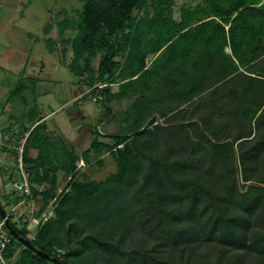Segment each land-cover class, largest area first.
Wrapping results in <instances>:
<instances>
[{"label":"trees","instance_id":"trees-1","mask_svg":"<svg viewBox=\"0 0 264 264\" xmlns=\"http://www.w3.org/2000/svg\"><path fill=\"white\" fill-rule=\"evenodd\" d=\"M194 1L177 21L175 0H81L59 22L49 50L122 129L81 153L31 131L29 182L49 184L33 193L53 216L34 237L7 220L42 254L13 239L7 260L21 246L16 264H264V0ZM105 155L114 173L84 174Z\"/></svg>","mask_w":264,"mask_h":264},{"label":"crops","instance_id":"crops-1","mask_svg":"<svg viewBox=\"0 0 264 264\" xmlns=\"http://www.w3.org/2000/svg\"><path fill=\"white\" fill-rule=\"evenodd\" d=\"M69 9V0H0V211L9 216L18 231L26 230L30 237L37 234L43 221L53 216L54 202L45 207L43 196L33 193V189L43 191L48 183L32 184L28 198L15 191L14 183L20 182L22 176L13 146L29 137L31 131L42 123L55 139L68 147L74 146L78 153L87 150L78 149L80 141L87 138L88 133L92 138L91 126L84 124L80 127L88 118L82 111L81 102L87 88H82V96L76 98L78 91L72 90L75 83L81 88L80 79L74 77L70 83L71 91H74L70 101L57 110L52 105L56 98L43 102L44 98L52 97V91L40 89L45 83L53 82L55 72L65 66L58 52L49 50L48 42L59 41V22L66 17L75 18L71 15L75 11ZM226 51L231 53L230 49ZM45 53L48 55L44 57ZM66 106L65 117L62 114ZM109 121L99 124L105 126ZM68 124L73 127L70 140L64 133ZM37 155L36 149H30L27 157L35 159ZM26 167L30 169L32 165ZM64 176L63 171L56 175L59 193L68 186L69 179ZM6 223L0 212V232L12 236ZM22 250L21 246L17 247L14 256L8 259L9 264H16Z\"/></svg>","mask_w":264,"mask_h":264},{"label":"rangeland","instance_id":"rangeland-1","mask_svg":"<svg viewBox=\"0 0 264 264\" xmlns=\"http://www.w3.org/2000/svg\"><path fill=\"white\" fill-rule=\"evenodd\" d=\"M176 6H175V12H174V17L177 21H179L180 18V9L183 6H195L197 4V2H195L194 0H175ZM69 8L74 10L75 13L71 12L72 17H77L78 13L82 10V3L81 0H69ZM69 9V10H70ZM68 38H73L74 34L72 32H69L67 34ZM47 53H45L44 57L46 56ZM48 55V54H47ZM54 58H56L54 60V64L57 63V56H55ZM72 59V53L71 51L68 54V60H67V64H69L71 62ZM100 64V57H98L96 60L93 61V67L95 69L98 68ZM74 81V76L71 74V72L69 71L67 65L64 66V68L60 67V69L55 72V75L53 77V82H47L45 83L43 86H41V90L45 91V90H50L52 91V97H47L43 99V102H49L50 100H54L55 98L57 99L54 104H52L54 106V109L57 110L59 109L62 105H65V103H68L71 99V95L73 94V92L78 91V93H75V98L76 97H81L82 94L80 92V90H84L82 88H84L85 86L81 85V88L78 87V85L75 83L73 85V88L71 86V82ZM72 90L74 91H71ZM87 88V87H86ZM113 90L115 92L118 91V87L114 86L112 87ZM86 93L85 95L89 94V89H85ZM82 104V111L83 113L87 116L88 118L86 119V121H83L80 125V127H82L84 124H88V126L92 127L93 130H95L98 127V131L102 132V133H106L105 135H110V134H117L122 128L120 126V124L118 122H114V123H107V126H100L99 121L100 119H103V113H104V107L102 104L97 103V101L94 100V98H90L87 101H81ZM53 103V102H52ZM129 102L127 101H123V102H113L110 106L113 109L114 113L118 114L121 111H126L129 108ZM67 112H68V108L67 106L65 107V112L62 114L63 116L65 115V117L67 116ZM60 114V116H62ZM162 122V121H161ZM100 126V127H99ZM73 131V127L71 124H68V128L67 130H64L65 136L70 140L71 138L69 137V133ZM77 134V132H75ZM74 133V134H75ZM73 134V136H74ZM89 139H91L89 141ZM72 141V140H71ZM92 141L91 136L87 135V138L83 139L82 141H80L79 145V150H86L90 147V142ZM108 140H105V142H107ZM73 142V141H72ZM77 149V148H76ZM106 161V165L104 167H99L96 163L94 162V165L92 168H89L88 166H86L84 163H79L80 167L82 168L84 174H86L87 176H89V178L94 179V180H103L104 178H106L107 176H109L111 173H114L116 171V166H115V162L112 160L111 157L105 155L103 157ZM83 227V224L81 225ZM84 228V227H83ZM89 258V264H95V259L93 257V254L88 256ZM97 263L96 264H105L102 263V260H99V256H97ZM70 261H72V259H69ZM80 264V263H79Z\"/></svg>","mask_w":264,"mask_h":264},{"label":"built area","instance_id":"built-area-1","mask_svg":"<svg viewBox=\"0 0 264 264\" xmlns=\"http://www.w3.org/2000/svg\"><path fill=\"white\" fill-rule=\"evenodd\" d=\"M103 87H104L103 85H100V88ZM27 138L28 137L23 139L22 142H20V144H15V146H13L17 154L18 166L22 176L20 182L14 183V189L16 192L24 195L26 198H28L31 195V184L29 182L30 174L24 161V147ZM8 219L9 216L8 217L6 216L5 221H7ZM13 239L14 238L12 236L0 232V264H9L6 255L9 247L13 243Z\"/></svg>","mask_w":264,"mask_h":264},{"label":"water","instance_id":"water-1","mask_svg":"<svg viewBox=\"0 0 264 264\" xmlns=\"http://www.w3.org/2000/svg\"><path fill=\"white\" fill-rule=\"evenodd\" d=\"M0 212H1V216H2V218H3V219H6V213H5L3 210H1ZM6 227H7L8 231L10 232V234L13 236V238H14L16 241L22 243V244H23L24 246H26L27 248H30L31 250H33L34 252H36L38 255H41V256H42V254H41L38 250H36V249L33 247V245L31 244L30 241L25 240V239H22V238L20 237V235H19L17 232H15V231L12 230L10 227H8L7 223H6ZM45 258H46L47 260H52L53 262H56L55 259H51V258L48 257V256L45 257Z\"/></svg>","mask_w":264,"mask_h":264}]
</instances>
